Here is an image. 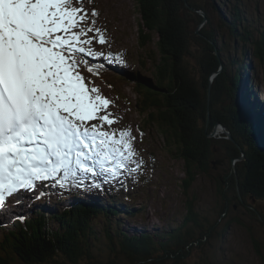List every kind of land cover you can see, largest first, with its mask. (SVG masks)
I'll list each match as a JSON object with an SVG mask.
<instances>
[{
	"label": "trees",
	"instance_id": "1",
	"mask_svg": "<svg viewBox=\"0 0 264 264\" xmlns=\"http://www.w3.org/2000/svg\"><path fill=\"white\" fill-rule=\"evenodd\" d=\"M171 1L135 0L141 19L140 35H143L144 28L149 33L157 32L155 49L158 54V60L153 61L154 82L143 80L144 82L139 81L135 85L134 90L139 95L136 111L143 117L144 124L156 128L174 158L182 162L186 176L185 192H188L198 176L208 174L213 167L212 161L223 155L220 149H226L224 155L229 163L240 155L239 150L233 143L227 142L225 137L222 138L224 141L221 138L207 137L221 122L231 129L234 140L245 153V160L235 164L242 198L251 194L256 200H264V153L261 151L262 148L264 150V113L259 112L257 106L254 110L251 109L252 84L249 80L252 79L249 63L238 59L239 54L240 59L248 60L251 57L253 62L264 68V36L256 38L250 31L253 24L245 20L248 16L245 13V5L241 6V1H238L237 5L233 0H221L225 5L226 18L221 17L222 11L218 10L216 17H213L206 6L202 7L208 27L199 30L198 34L191 32L189 24L192 25V22L186 23L184 16L186 15L188 20L195 19V24H199V21L196 23L197 16L190 12L199 7H195L190 0L187 2L193 9L186 6V0H174L175 5H172ZM196 2L202 6L205 1ZM250 18L252 17L249 15ZM203 19L204 17L200 16V23ZM214 29L221 30L225 38L227 34L232 36V52H229V57L228 53H223L225 48L228 50L226 41L223 39V45H219L217 41L212 40ZM147 36L148 33L145 34V37ZM139 42L143 47L148 44V40L143 41L140 37ZM247 44L251 55L246 52ZM193 60L194 63H191ZM141 64L139 66H144ZM216 72L219 73L213 80L212 74ZM227 99L231 104L237 103V107L229 105ZM256 102L261 103V100L257 98ZM220 109L222 112L235 110L234 115L229 118L232 128L226 122L228 118L218 111ZM255 136L258 144L263 145L261 149H257L253 143L246 144L245 139L255 142ZM232 171L230 177L222 178L226 185H231L232 180L234 181V168ZM215 176V189L221 196L223 183L217 174ZM254 182H257L258 186L255 191H251L250 184ZM121 195L122 192L119 193V196ZM63 201L64 197L61 196L58 203L52 204V213H37V219L40 220L26 219L24 225H21V221H16L18 223L9 225L8 230L0 226V264H62L59 260L66 258L72 264H77L85 253L89 254L100 244L99 240L103 236H106L107 242L104 247H97L98 251L106 249L108 254L120 260L119 264H207L198 256L194 257L197 247L200 249L204 246L208 251V264H215L214 259L224 257V251L219 255L215 249L225 243L231 224L223 225L218 234L212 230L217 236L210 245L206 244L210 235L205 230L208 220L205 219L206 223H202V216L195 211L192 201L187 202L186 214L181 221L177 220L165 231L154 230L151 234L144 230L138 235L124 233L116 228H113L111 233L108 228H105V234L99 233L95 228H91L85 214L81 215L84 210L80 205L68 206L71 209L66 212ZM110 205L99 211L108 218L111 216L112 222L122 221L123 213L138 215L145 209L144 204L130 210L125 208V203ZM225 213L226 211L220 210L218 218ZM53 219L62 223L57 230L50 228ZM201 227H204V232L200 230ZM197 231H200L199 236ZM91 238L93 241H90ZM89 263L98 264L96 259Z\"/></svg>",
	"mask_w": 264,
	"mask_h": 264
},
{
	"label": "rangeland",
	"instance_id": "2",
	"mask_svg": "<svg viewBox=\"0 0 264 264\" xmlns=\"http://www.w3.org/2000/svg\"><path fill=\"white\" fill-rule=\"evenodd\" d=\"M190 1L193 5H195V7H199L193 9L190 3L186 0V6L193 9V11L190 12L197 16L196 23L199 21V24L196 25L195 21H193L195 19L188 20L187 16H184L186 23L187 21L192 22V25L189 24L191 32L195 31V33L198 34L199 30H203L208 27L206 25L207 18L202 9L204 6H206L207 10H210L209 13L211 16L216 17V12L219 10L222 11L221 17L226 18L225 5L221 0H204L205 2H203L202 6L198 5L196 0H193V2L192 0ZM238 1H241V6L245 5V13L248 16V19L245 20H247L250 24H253L252 30L250 31L255 34L256 38H261L260 36L263 37L264 0H233L234 4L237 5L239 4ZM171 2L173 3L172 5L176 4H174V0ZM83 6L89 12L94 9L99 13V16L96 18L95 28L102 30L106 40V43L103 45L94 40L92 44L93 50L97 53H103L105 57L111 55L116 59L114 62H108L103 59L90 60L93 72L89 73L87 69L82 66V74L88 80L89 87L98 88L102 96L112 101L108 110L115 115L118 122L113 124L111 128H108V126L105 125V130H130L132 135L135 137L133 146L138 153L136 158L142 159L144 165L141 171L135 174L134 177H126L123 180L122 183H130L126 187L127 190L122 188V191H118V185L121 184L122 186V183L109 184L103 181V186L101 187L104 190L113 193V197H110V204L114 203L118 205L119 203H125V208L129 210L133 207L144 204L145 209L138 215H126L123 213L122 221L112 222L110 220L111 216L108 218L99 211L101 208L88 203V199H95L94 197H91V193H100L101 190L99 191V189L95 188L85 190L84 188H77L74 186L60 189L55 185L44 184L43 186H37L36 193H38V195L25 194L23 192L18 193L17 195L22 197L21 203L18 205L12 198H9L6 207L0 211V226L8 227V225H11L12 223L17 224L15 221L20 220L17 219L18 216H26L29 220L35 214L40 212L52 213L49 211V205L51 202H56L64 195L63 193L69 194L72 192L74 194V192L78 190L77 195L70 196V198L76 200L78 203L77 206L80 205L81 209L84 210V213L81 212V215L84 216L85 214L87 220L90 221L92 229L95 228L102 234H105L107 231L105 228H108L110 233L113 228H116L124 233H131V235H138L141 230H145L147 233L152 234L154 230L165 231L177 220L181 221L186 214L185 208L187 206V202L192 201L195 211L202 216V223H206L205 219L208 220V223L205 225V230L208 231L207 233L210 235L206 240V244L210 245L211 242H214L218 231L222 230L223 225L231 224L229 231L226 233L225 243L223 245H218L215 249L219 255L221 251H224V257L223 259H219L220 257L216 260L214 259V263L263 264L262 260L264 259V248L260 247L258 250V245L256 244H264V200H255L251 194H247V197L242 198L239 188V177H237L238 169L236 168H234L235 182L232 180L231 185L225 184V180H222V178H224V176L230 177L233 172L231 164L229 163V160L227 161L226 157H219L218 160H222L224 162H222L220 166H217L216 169L214 168L215 166H213L207 175L198 176L192 186L188 189V192H185L184 182L186 181V176L182 162L174 158V154L170 152V148L163 142V139L156 128L153 125L144 124L142 122L143 117L139 115L138 111H136V102L139 95L134 90L135 85L139 81L144 82L143 80H149L151 83L154 82L153 68L155 69V65L153 61L158 60L157 50L155 49V41L157 40V36L155 34H157V32H155V34L149 33L144 28L143 35H140L139 26L141 19L138 4L135 0H83ZM242 11L244 10L242 9ZM190 12L188 11L191 15L192 13ZM249 15L252 18L249 19ZM200 16L201 18L202 16L205 18L201 23ZM213 23L215 24V22ZM214 30L215 35L211 37L212 40L217 41L219 45H223L222 42L225 40L228 50L226 51L225 48L223 53L225 55L228 53L229 57V52H232V36L227 34L225 38V34L221 30ZM146 33H148L149 36L145 37ZM91 35L92 34L90 33L89 36ZM139 37L143 41L148 40L147 46L143 47L140 44ZM246 48L248 49L246 52L248 51L247 53L251 55L248 44L246 45ZM192 51L193 53L195 52L194 50ZM238 59L241 62L249 63V72L252 79L249 80L252 84L251 96L257 97L261 100L259 109L262 113H264V68L256 62H253L251 57L248 60L246 58L240 59L239 54ZM141 63H143L144 66H139ZM191 63H194V60ZM100 64L104 65V71L100 70L98 72L97 70H99V67L95 69V66H99ZM114 69L117 71L116 73L113 71ZM218 73L219 72L212 74L213 80L216 78ZM209 99L207 101L208 109L210 107ZM226 101L229 105L233 104H231L229 99ZM252 102L250 103L251 109L254 110L255 104ZM235 105L237 107V103L233 104L234 108ZM218 111L221 115L223 114L224 117L228 118L226 122L228 123V126L232 128L229 118L234 115L235 110H226L222 112L220 109ZM221 120H223L222 116ZM207 122L209 123L210 120H207ZM93 123L96 122L93 121ZM220 124L222 123L219 122L218 125ZM261 126L263 127V125ZM214 131L215 130L213 129L211 133L207 134V137L209 139L221 138V140L224 141L220 135L223 132L220 129L213 133ZM256 139L257 137L255 136V142H251L246 139L245 141L246 144L253 143V146L257 147V149H261L263 145L258 144ZM220 151H223L224 153L226 149H220ZM239 156L237 158H239ZM215 161H217V159L212 161V165L215 164ZM260 173H262V170ZM216 174L223 183V188L221 187L223 190V192H221L222 197L218 195L215 189L217 179L215 176ZM102 180L103 178L101 177L100 181ZM256 186H258L257 182L250 184V190L255 191ZM68 190H70V192H66ZM119 192H122L121 196H119ZM57 193H61L63 195H59ZM83 193L88 194L89 196H83ZM95 195L96 194L94 193V196ZM64 196L66 197L67 195ZM46 199L50 203L47 202ZM103 199L104 197H99V200ZM229 199H231V201H229ZM241 199L244 205L241 203ZM67 200H64L66 205L69 203ZM39 201L41 203H38ZM105 205L106 207H110L107 206V203ZM43 207H48V210L45 211ZM86 207L88 208L87 210ZM70 209V207L66 206V212ZM220 210H224L226 213L220 216L219 219L218 213ZM85 211H88V213ZM61 224L62 223L58 220L56 221L53 219L50 223V227L51 229L57 230L60 228ZM131 228H134V230ZM136 230L137 232H135ZM200 230L204 232V227H201ZM212 230L217 231V234L215 235L211 232ZM3 231L4 230H2V233ZM199 235L200 231H197V236ZM103 237L99 240L100 244L97 246L99 248L104 247L107 242L105 239L106 236ZM90 241H93V238H91ZM97 247H94L89 254L85 253L83 258L80 259L77 264H96L89 263L95 259L98 264H108L113 262H116L117 264L121 263L118 258L108 254L106 249H103L100 252ZM255 251H257L258 254ZM194 254V257L198 256L199 259L207 262V264L209 263V259H206V257L208 258L206 246L200 249L197 247ZM66 259H60L59 261L62 264H72L71 261Z\"/></svg>",
	"mask_w": 264,
	"mask_h": 264
},
{
	"label": "snow or ice",
	"instance_id": "3",
	"mask_svg": "<svg viewBox=\"0 0 264 264\" xmlns=\"http://www.w3.org/2000/svg\"><path fill=\"white\" fill-rule=\"evenodd\" d=\"M98 16L83 0H0V211L38 185L100 189L143 168L131 131L105 130L112 101L81 71L116 59L92 48L106 43Z\"/></svg>",
	"mask_w": 264,
	"mask_h": 264
},
{
	"label": "water",
	"instance_id": "4",
	"mask_svg": "<svg viewBox=\"0 0 264 264\" xmlns=\"http://www.w3.org/2000/svg\"><path fill=\"white\" fill-rule=\"evenodd\" d=\"M205 19V18H204ZM209 94H210V90L208 89V98H207V101H208V99H209ZM221 130L223 133L222 134H220L221 136H222V138H223V136L225 137V139H227V142L228 141H230L231 143H233L234 144V146L239 150V152H240V156H239V158H234V159H232L231 160V162H230V164H231V168H235V164L237 163V162H240V161H243V160H245V153L242 151V149L240 148V145L234 140V137L232 136V131H231V129H229L228 127H226L225 125H222V124H220V125H218V126H215L214 127V130L217 132L218 130ZM215 131L213 132V133H215ZM220 157H222V158H224V157H226V155H224V153H223V155H221ZM219 159V156H218V158H217V161H215L214 163V165L213 166H215L214 168L216 169V167L217 166H220L221 165V163L222 162H224V161H222V160H218ZM264 170V169H263ZM236 202V201H235ZM236 207V206H235ZM260 218V217H259ZM261 219V218H260ZM262 221V220H261ZM246 222V221H245ZM235 226H237V225H235ZM236 228V227H235ZM237 228H240V227H237ZM245 232H246V225H245ZM245 237H246V234H245ZM256 245H258V250H259V248L260 247H262V248H264L263 246H264V244L263 245H261L260 243H257ZM257 250V251H258ZM257 251H255L256 253H257ZM258 254V253H257ZM263 261V264H264V259L262 260Z\"/></svg>",
	"mask_w": 264,
	"mask_h": 264
},
{
	"label": "bare ground",
	"instance_id": "5",
	"mask_svg": "<svg viewBox=\"0 0 264 264\" xmlns=\"http://www.w3.org/2000/svg\"><path fill=\"white\" fill-rule=\"evenodd\" d=\"M258 14H259V12H258ZM254 16V15H253ZM259 19V18H258ZM255 20V19H254ZM264 23V22H263ZM201 31V30H200ZM243 104V103H242ZM250 111V110H249ZM101 179V178H100ZM106 204V203H105ZM140 231V230H139ZM142 231V230H141Z\"/></svg>",
	"mask_w": 264,
	"mask_h": 264
}]
</instances>
